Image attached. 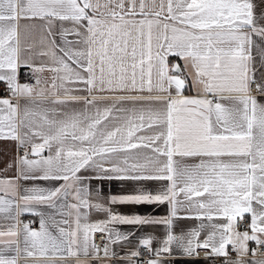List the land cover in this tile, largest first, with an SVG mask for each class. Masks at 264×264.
Masks as SVG:
<instances>
[{"label":"snow or ice","instance_id":"1","mask_svg":"<svg viewBox=\"0 0 264 264\" xmlns=\"http://www.w3.org/2000/svg\"><path fill=\"white\" fill-rule=\"evenodd\" d=\"M0 84V140L17 149L16 176L0 178V264H110V245L135 236L116 224L165 226L128 264L201 251L264 264L248 247L264 248V0H0ZM18 180L52 184L17 203ZM105 181L134 188L105 204ZM184 220L195 226L177 233Z\"/></svg>","mask_w":264,"mask_h":264},{"label":"crops","instance_id":"2","mask_svg":"<svg viewBox=\"0 0 264 264\" xmlns=\"http://www.w3.org/2000/svg\"><path fill=\"white\" fill-rule=\"evenodd\" d=\"M179 63H183L182 61H179L178 58H174ZM47 75V74H45ZM22 82H32V81H22ZM190 94V93H186ZM16 144L11 141L7 140H0V178H6V177H15L16 176V171L15 169L12 170H6L7 165L10 161H12L15 156L17 155V152L15 151ZM33 184L38 185V186H43V187H48L51 186L52 182L49 181H42V180H36V181H22L18 180L17 181V191L18 195L16 197L17 203H19V191L22 187H31ZM98 184H101L100 181H92V188L93 190L96 188ZM154 187V186H153ZM134 188V185L131 183H126V182H120V181H105L101 185V192H100V199L107 204V197L109 195H119V194H124L132 191ZM93 199H97L95 192H93ZM114 212H119L121 214H133V213H138V214H154V215H160L163 216L166 214L167 211V206H160L158 209L154 206H148V205H113L112 206ZM38 211H44L47 213L48 209L43 208L42 206H37ZM91 220L96 221L100 219H104V214L103 213H95L93 212L91 214ZM19 221H23L24 223H28V220H33L35 221V225L30 226L31 229L34 230H39V221H40V216L39 215H34L31 212H25L23 215H20L17 217ZM195 221H189V220H184V221H178V226L175 229L177 233L181 231V229H187L189 227H194L195 226ZM114 228H116L118 231L127 233V232H135V236L130 238L129 242H118L116 244L110 245V249L114 250L116 252V257L110 262V264H128L126 260H121V257H125L130 251L136 250V246L138 244V238L144 236L146 233H150L153 237V247H159V240L163 238L164 233H165V226L159 225L156 226L155 228H137L134 225H113ZM240 230H244V226L242 225L240 227ZM19 239V237H18ZM254 241H250L248 244V247L250 250L254 249L253 244ZM101 247L103 246V239L100 243H97ZM170 264H212L211 260L206 258L205 253L203 251L200 252L198 257L194 258H187V257H182L178 253L174 252L172 256H166L165 257ZM237 257L236 255L231 256V259L235 260ZM252 254L251 251L248 256L244 257L243 259L245 260H251ZM255 258L257 260H264V252L263 253H256ZM18 264H34V261L32 259L24 258L21 255L17 256Z\"/></svg>","mask_w":264,"mask_h":264},{"label":"built area","instance_id":"3","mask_svg":"<svg viewBox=\"0 0 264 264\" xmlns=\"http://www.w3.org/2000/svg\"><path fill=\"white\" fill-rule=\"evenodd\" d=\"M26 71H27V69H21V76H20L21 82L22 81H31V80H29L28 76L24 75V73ZM3 87L4 86L2 84H0V93H3ZM4 95H6V93H4ZM15 151L17 152L16 148H15ZM27 222L31 226L35 225V221H33V220H28ZM102 239H103V237L101 234H96V236H95V242L96 243H100L102 241ZM253 248L256 250V253H263L264 252V248L258 247L256 245V243L253 244ZM139 251H141L143 253V255L141 257H138L137 260L138 261L146 260L148 257H147L145 250L141 247L139 249ZM233 255H235V253H231V256H233ZM210 260H211L212 264H222V258H213Z\"/></svg>","mask_w":264,"mask_h":264},{"label":"water","instance_id":"4","mask_svg":"<svg viewBox=\"0 0 264 264\" xmlns=\"http://www.w3.org/2000/svg\"><path fill=\"white\" fill-rule=\"evenodd\" d=\"M174 62H177L176 60H174Z\"/></svg>","mask_w":264,"mask_h":264}]
</instances>
